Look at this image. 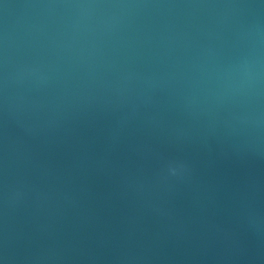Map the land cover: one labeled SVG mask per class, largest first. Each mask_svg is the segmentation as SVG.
<instances>
[{"label": "water", "instance_id": "1", "mask_svg": "<svg viewBox=\"0 0 264 264\" xmlns=\"http://www.w3.org/2000/svg\"><path fill=\"white\" fill-rule=\"evenodd\" d=\"M0 264H264V0H0Z\"/></svg>", "mask_w": 264, "mask_h": 264}]
</instances>
